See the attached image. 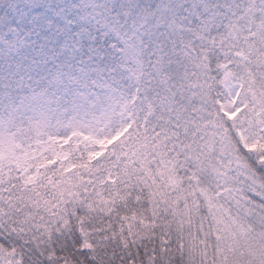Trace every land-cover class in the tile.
Returning <instances> with one entry per match:
<instances>
[{
  "label": "snow or ice",
  "instance_id": "1",
  "mask_svg": "<svg viewBox=\"0 0 264 264\" xmlns=\"http://www.w3.org/2000/svg\"><path fill=\"white\" fill-rule=\"evenodd\" d=\"M0 264H264V0H0Z\"/></svg>",
  "mask_w": 264,
  "mask_h": 264
}]
</instances>
